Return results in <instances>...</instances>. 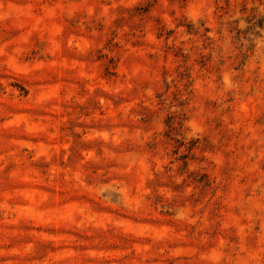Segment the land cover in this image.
<instances>
[{
  "label": "rangeland",
  "instance_id": "374dc122",
  "mask_svg": "<svg viewBox=\"0 0 264 264\" xmlns=\"http://www.w3.org/2000/svg\"><path fill=\"white\" fill-rule=\"evenodd\" d=\"M0 264H264V0H0Z\"/></svg>",
  "mask_w": 264,
  "mask_h": 264
}]
</instances>
